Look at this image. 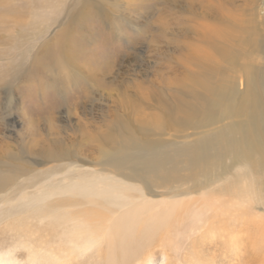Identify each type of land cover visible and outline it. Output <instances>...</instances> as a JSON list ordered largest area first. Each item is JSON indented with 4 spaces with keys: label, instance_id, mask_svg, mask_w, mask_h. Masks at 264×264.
<instances>
[{
    "label": "rangeland",
    "instance_id": "1",
    "mask_svg": "<svg viewBox=\"0 0 264 264\" xmlns=\"http://www.w3.org/2000/svg\"><path fill=\"white\" fill-rule=\"evenodd\" d=\"M89 1L105 3L115 21L92 9L82 14L70 29L75 42L65 44L73 67L60 74V64L53 59L61 46L56 54L55 44L75 0H0V69L9 62L15 66L0 78V173L12 175L10 184L0 189V254L12 256L17 264H29L30 245L44 239L37 238L38 233L26 235V220L44 217L37 228L42 235L50 231L45 224L58 210L56 185L77 170H109L106 154L123 142L120 123L148 141L181 144L196 136L192 129L179 131L170 125L159 129L157 124L166 122L164 105L187 100V90L181 86L195 69L187 59L188 46L202 30L203 15L219 17L234 7L236 20L251 19L252 26L240 34L244 40L238 49L247 54L241 52L239 63L251 59L248 51L256 54L253 67L262 72L258 84L264 89V0ZM37 13L47 20L41 23V15L32 24ZM254 34L257 46L250 45ZM241 74H234L236 81ZM44 190L45 206L33 203V195ZM27 202L34 206L26 210ZM198 210L193 205L173 227L167 245H148L140 253L143 257L129 264H264V252L249 242L256 240L253 232L234 239L201 235ZM262 212L261 206L256 207L255 219ZM41 249L39 253L45 254ZM95 252L87 251L76 264H104L95 259Z\"/></svg>",
    "mask_w": 264,
    "mask_h": 264
},
{
    "label": "bare ground",
    "instance_id": "2",
    "mask_svg": "<svg viewBox=\"0 0 264 264\" xmlns=\"http://www.w3.org/2000/svg\"><path fill=\"white\" fill-rule=\"evenodd\" d=\"M209 2L213 4L216 0ZM75 3L68 12L67 27L55 44L56 54L61 46L59 55L53 59L60 64L57 67L60 74L74 64L65 52L67 41L75 42L70 35L72 24L85 16L88 9L115 21L106 12L105 3L89 0ZM231 9L234 12L235 8ZM233 12L219 17L203 15L206 19L200 24L202 30L196 32V42L188 46L187 59L194 63L195 69H190L181 86L187 90V100L177 99L171 106L164 105L166 122L157 124L159 129L164 125L165 129L169 125L178 126L179 131L192 129L196 136L181 144L148 141L119 122L117 129L123 142L106 154L109 170H77L73 177L56 185L58 210L45 224L50 225L47 229L51 233L42 235L37 228L36 224L42 225L44 217L38 218L39 223L26 220V235L38 233L37 238L44 237L28 249L31 264L42 260L76 264L78 258L93 248L95 259L104 264H129L143 257L140 253L144 247L167 245L172 240L173 227L193 205L199 209L196 214L201 220L198 227L201 235L206 232L234 239L242 232L244 235L253 232L256 240L249 242L264 252V89L258 84L263 76L254 68L253 52L248 51L251 54L248 62L239 63L241 52L247 54L239 51L244 40L240 34L252 26V21L236 20L238 16ZM41 15L37 13L32 24ZM46 20L43 15L41 23ZM258 25L256 31L260 30ZM256 36L250 45H258ZM48 52L51 53L50 49ZM3 66L0 78L15 68L12 62ZM225 71L231 74L226 75ZM236 72L242 73L243 80L238 77L236 81ZM11 176L0 173V189L10 184ZM33 196V203L45 206L47 191H38ZM32 206L27 202L26 210ZM258 206L263 214L255 219L258 216L254 209ZM10 207L6 212L10 213ZM41 247L44 255L39 253ZM198 251L195 249L200 254ZM261 257L264 261V253ZM0 264L17 261L0 254Z\"/></svg>",
    "mask_w": 264,
    "mask_h": 264
}]
</instances>
